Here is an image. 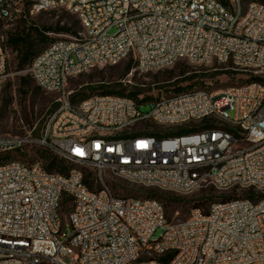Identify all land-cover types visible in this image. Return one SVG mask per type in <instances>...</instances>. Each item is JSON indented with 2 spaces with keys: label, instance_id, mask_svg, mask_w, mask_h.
<instances>
[{
  "label": "built area",
  "instance_id": "1",
  "mask_svg": "<svg viewBox=\"0 0 264 264\" xmlns=\"http://www.w3.org/2000/svg\"><path fill=\"white\" fill-rule=\"evenodd\" d=\"M59 9L76 16L80 31L26 67L57 94V106L38 138L0 134V264H264V0H0V20ZM4 40L0 33V95ZM125 60L129 78L216 61L261 81L173 92L147 111L112 95L71 102V78ZM153 126L198 128L154 135ZM31 146L91 167L98 188L75 168L60 174L38 157L12 156ZM106 172L185 192L251 189L256 199L214 201L169 221L155 199L113 194Z\"/></svg>",
  "mask_w": 264,
  "mask_h": 264
},
{
  "label": "rangeland",
  "instance_id": "2",
  "mask_svg": "<svg viewBox=\"0 0 264 264\" xmlns=\"http://www.w3.org/2000/svg\"><path fill=\"white\" fill-rule=\"evenodd\" d=\"M74 16L65 9L42 11L29 16L24 21H17L12 24L0 20V33L6 38L9 34H22L31 32L34 37L36 29L56 28L65 21L70 23V17ZM48 40L40 44L34 42V47H40L42 50L49 43L58 39H71L72 36L61 32L49 31L45 33ZM7 52V76L0 95V134L24 135L30 133L34 138L41 135L43 122L49 112L56 108L55 101L57 94L46 92L37 85L27 73L26 67L17 70V53L8 43H4ZM129 64V69L127 68ZM229 64H222L212 61L209 64H194L185 61H179L174 66L161 71L152 72L145 75H136L131 78L127 73L131 66L128 61H123L118 65L111 67L94 68L88 72L71 78L68 83V90L75 103L82 98L90 95L99 94L104 88H119L121 83L123 88L130 90L139 86H146L143 95L151 96L153 99L169 95L175 87H184L186 90L193 88H204L215 92L226 87L241 84L250 79L248 73L238 70L227 69ZM127 69V70H126ZM188 73V74H186ZM252 75V74H251ZM25 78V79H23ZM123 80V81H121ZM127 80H130L128 82ZM140 95L139 98H142ZM149 106H142V111H147ZM139 127L147 128L148 124L139 123ZM165 127H159L162 132ZM179 129H172L173 132ZM38 148L35 146L26 147L21 154H12L13 157H24L32 159L39 157L42 165L46 160L38 155ZM70 169L79 170L84 176H94V170L86 165L69 162ZM104 183L110 188L113 194L122 197L147 198L146 190L154 188L157 195L151 197L157 200L163 207L165 216L169 221H181L188 217L191 209L200 208L207 211L209 205L226 197H243L246 189L239 190H218L212 186H204L193 191L185 192L157 186H143L130 182L129 180L106 172ZM94 189L98 184L93 185ZM64 215L66 207L63 206ZM70 228L66 224V234H69ZM160 229L155 233L158 236Z\"/></svg>",
  "mask_w": 264,
  "mask_h": 264
},
{
  "label": "trees",
  "instance_id": "3",
  "mask_svg": "<svg viewBox=\"0 0 264 264\" xmlns=\"http://www.w3.org/2000/svg\"><path fill=\"white\" fill-rule=\"evenodd\" d=\"M221 1L224 4L227 3V0H221ZM70 20H71L70 23H67L65 21L61 25H58L56 28L44 27L42 29H36L34 37L31 36V32H26L24 35H22V34H15V35L9 34V35H7L5 40H4V43H8L9 45H11V47L17 53V67H16L17 70H22L24 67H27L31 63L33 58L45 48L44 47L42 50H40V47H34V42L37 41L40 44L45 43L48 40V38L45 36L46 32H49V31L61 32V33L69 34L72 37L76 36L77 32L80 31V29H81L79 20L76 18L75 15L70 17ZM20 21H24V20H20ZM54 41H56V40H54ZM54 41H52V42H54ZM128 62L130 63V66H131V61H128ZM127 68L129 69V64H128ZM23 79H25V78H23ZM254 80L255 81H261V79L259 77L251 76V78L246 80V82H250V81H254ZM145 87L146 86H139L137 88L126 90L125 88H123L122 84L120 83L118 89L114 90L113 88H104L99 94H96V95H112V96H118V97H126V98L134 100L136 102V104H138V105L146 106V105H148L147 104L148 102H150L154 99L151 96L143 95V93H145V91H146ZM37 88H39V87L37 86ZM195 89H202V88H193V89L186 90V88H184V87H179V86L175 87V85L173 88V90L175 92L189 91V90H195ZM140 95H143L142 98H139ZM90 96H92V95H90ZM84 98H86V97H84ZM84 98H82V99H84ZM71 102L75 103V100L72 97H71ZM51 112H49V114ZM203 125L204 124H202L201 126H203ZM197 128H198L197 126H191L188 128H181L176 132H173L172 129H165L162 132L164 135H178V134H181L183 132L194 131ZM159 132H161L159 130V127H157V126L152 127V133L154 135H159ZM38 155L43 157L46 160V164L43 165V168L47 171H56L60 174H67L68 170L70 169L69 162H66L62 158H59L58 156L54 155L53 153H51L49 151L39 149ZM84 184L89 189H93V185H94L93 181L89 180L88 176H85ZM232 190H235V189H232ZM146 193H147V198L155 197L157 195V190L154 188H149L146 190ZM243 197H247V198L252 199V200L256 199L255 194L253 193V191L251 189H247L245 191ZM232 198H234V197L223 196L222 199H220V200H230ZM203 212H206V211H203ZM168 258H169V256L166 258H163V262H166Z\"/></svg>",
  "mask_w": 264,
  "mask_h": 264
}]
</instances>
